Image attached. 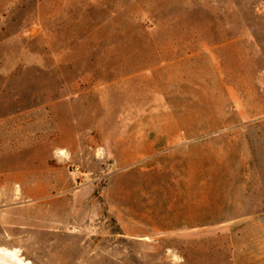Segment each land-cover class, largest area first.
<instances>
[{
	"label": "rangeland",
	"instance_id": "rangeland-1",
	"mask_svg": "<svg viewBox=\"0 0 264 264\" xmlns=\"http://www.w3.org/2000/svg\"><path fill=\"white\" fill-rule=\"evenodd\" d=\"M2 247L264 264V0H0Z\"/></svg>",
	"mask_w": 264,
	"mask_h": 264
},
{
	"label": "water",
	"instance_id": "water-1",
	"mask_svg": "<svg viewBox=\"0 0 264 264\" xmlns=\"http://www.w3.org/2000/svg\"><path fill=\"white\" fill-rule=\"evenodd\" d=\"M21 257L0 251V264H29L28 260L23 261Z\"/></svg>",
	"mask_w": 264,
	"mask_h": 264
},
{
	"label": "bare ground",
	"instance_id": "bare-ground-1",
	"mask_svg": "<svg viewBox=\"0 0 264 264\" xmlns=\"http://www.w3.org/2000/svg\"><path fill=\"white\" fill-rule=\"evenodd\" d=\"M0 251H4V252L9 253L11 255H18V257H21L17 249H11V248L2 247V248H0ZM21 259L23 261H26L25 259H23V257H21ZM28 263L31 264L30 261H28Z\"/></svg>",
	"mask_w": 264,
	"mask_h": 264
}]
</instances>
